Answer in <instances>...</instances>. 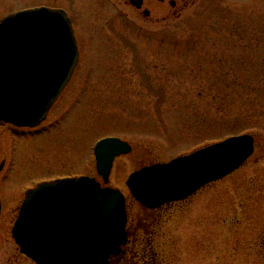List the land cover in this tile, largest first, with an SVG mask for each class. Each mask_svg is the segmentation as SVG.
<instances>
[{
    "label": "rangeland",
    "instance_id": "374dc122",
    "mask_svg": "<svg viewBox=\"0 0 264 264\" xmlns=\"http://www.w3.org/2000/svg\"><path fill=\"white\" fill-rule=\"evenodd\" d=\"M40 5L70 15L79 60L41 125L0 123V264H34L11 234L25 192L97 177L105 136L132 146L107 183L139 224L129 264H264V0H147L148 17L129 0H0V18ZM243 133L254 153L231 175L160 210L132 199L133 171Z\"/></svg>",
    "mask_w": 264,
    "mask_h": 264
},
{
    "label": "water",
    "instance_id": "95a60500",
    "mask_svg": "<svg viewBox=\"0 0 264 264\" xmlns=\"http://www.w3.org/2000/svg\"><path fill=\"white\" fill-rule=\"evenodd\" d=\"M141 7L142 0H131ZM147 16L148 11H144ZM79 50L62 9L31 8L0 20V120L35 127L66 86ZM254 137L242 134L132 172L126 186L144 208L180 201L242 166ZM132 146L106 137L94 146L95 177L42 182L27 191L12 227L21 253L36 264H109L127 240L125 197L106 186L114 159ZM1 211V203H0Z\"/></svg>",
    "mask_w": 264,
    "mask_h": 264
},
{
    "label": "flooded vegetation",
    "instance_id": "af4514ba",
    "mask_svg": "<svg viewBox=\"0 0 264 264\" xmlns=\"http://www.w3.org/2000/svg\"><path fill=\"white\" fill-rule=\"evenodd\" d=\"M138 0H136V2H137ZM147 0H142V5H141V8L140 9H137L138 11H142V9H143V11L146 9V8H143L144 7V4H145V2H146ZM150 1V0H149ZM154 1H157L158 3H160V4H163V3H165V2H167V4H168V6H170L171 8H174V7H176L177 6V4H178V1H180V2H187L188 0H154ZM129 3H130V5H132L131 4V0H129ZM143 11H142V14H143V16H145L144 15V13H143ZM149 15H147V16H145V17H148ZM50 112V111H49ZM0 169H2V167H0ZM67 177H71V176H59V177H57V178H67ZM56 178H51V179H45V180H55ZM170 204H172V203H169V204H166V205H164V206H162V207H160V208H158V209H153V210H150V211H154V210H160V209H162V208H164L165 206H167V205H170ZM144 209V208H143ZM145 210H149V209H145ZM129 221V212H128V209H127V224H126V230H127V242H126V244H125V246L123 247V250H122V252L120 253V254H118V255H116V256H112V257H110V259H109V263L110 264H129V260H130V256H134V257H138L139 256V254H138V250H136V252H134V251H131L130 252V249H129V247L131 246V244H132V239H131V236H132V231H131V229L133 230V231H137L138 229V227H139V224H138V222L136 221V222H133V224L131 225V228H130V226H129V223L130 222H128ZM138 243V240H136L135 241V243L134 244H137ZM140 244L142 245V242L140 241Z\"/></svg>",
    "mask_w": 264,
    "mask_h": 264
}]
</instances>
